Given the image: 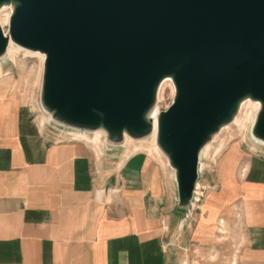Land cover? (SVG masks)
Masks as SVG:
<instances>
[{
    "label": "water",
    "instance_id": "water-1",
    "mask_svg": "<svg viewBox=\"0 0 264 264\" xmlns=\"http://www.w3.org/2000/svg\"><path fill=\"white\" fill-rule=\"evenodd\" d=\"M0 58L8 41L44 55L40 102L56 124L103 129L113 146L152 134L147 114L162 80L173 99L157 113L178 205L188 210L202 147L241 103H259L251 138L264 144V0H0Z\"/></svg>",
    "mask_w": 264,
    "mask_h": 264
},
{
    "label": "crops",
    "instance_id": "crops-1",
    "mask_svg": "<svg viewBox=\"0 0 264 264\" xmlns=\"http://www.w3.org/2000/svg\"><path fill=\"white\" fill-rule=\"evenodd\" d=\"M51 135L0 93V264H264L262 152L200 156L193 214L155 152Z\"/></svg>",
    "mask_w": 264,
    "mask_h": 264
},
{
    "label": "rangeland",
    "instance_id": "rangeland-1",
    "mask_svg": "<svg viewBox=\"0 0 264 264\" xmlns=\"http://www.w3.org/2000/svg\"><path fill=\"white\" fill-rule=\"evenodd\" d=\"M7 12H9L8 8L1 9L0 17H4ZM5 30L6 25H4V31ZM41 81L42 63L38 57L30 55L27 56L22 51H20L14 56L13 59L6 57L5 55L0 58V93H3L6 98L13 99L16 104L22 108L24 114L28 115V119L36 125V128H38L43 133L50 135L51 133L56 134L57 136L65 137L70 141H82L98 151L101 147H99L98 142L94 141L93 134L95 131L88 133L73 128H66L56 124L51 118L48 120H42V118L48 117L49 115L43 110L40 102ZM172 99L173 93L169 83L167 82V84H164V86L161 88L159 98L155 105L157 113L166 110L171 104ZM41 120L42 122H40ZM248 123L249 122L247 121V123H243V126H238L231 122L224 127L225 129L221 134L218 133L219 137L217 140H212L210 142V150H208L204 157L201 154L203 165V170L201 173L202 177L207 170L210 171L211 174H215L216 165L221 155L226 151V149L234 145H238L241 148L246 149H257L263 153L261 155L264 157V144L261 145L254 142L255 140L251 138L252 124ZM78 133H83L85 138L82 136H77L76 134ZM151 135L152 134L145 138L135 139L131 143H126L125 141L122 144V149H124L127 155L134 151L142 150L152 152L153 150L150 146L152 144L153 137ZM222 137L223 139H220ZM101 138L102 141H104V135L101 136ZM221 140L223 142H221ZM216 151L219 152L217 154L213 153ZM161 155L160 157L163 163H165ZM170 172L172 173L171 170ZM212 189H216V185L214 183H212L210 187H204L202 185L197 186L195 200H192V203L186 212H191L193 214L196 213L199 210L198 206L203 201L207 191Z\"/></svg>",
    "mask_w": 264,
    "mask_h": 264
},
{
    "label": "bare ground",
    "instance_id": "bare-ground-1",
    "mask_svg": "<svg viewBox=\"0 0 264 264\" xmlns=\"http://www.w3.org/2000/svg\"><path fill=\"white\" fill-rule=\"evenodd\" d=\"M5 8H9L10 10L12 9V6L11 5H4L1 7V9H5ZM0 9V10H1ZM9 14L10 12H7V14L4 15V17H0V25L2 27V29H4V25H7L8 24V18H9ZM22 51L24 54H26L27 56L30 55V56H35V57H38L40 62L43 64V61H44V55L39 53V52H33V51H29V50H26V49H23L17 45H14L10 40L8 41V45H7V48H6V51L4 53V55L6 57H10L11 59L14 58V56L18 53ZM3 55V56H4ZM25 56V55H24ZM13 61V60H12ZM167 82L169 83L170 85V88H171V91L172 93L174 94V88H173V85L171 83V80L169 78H165L164 80H162L161 84L159 85L158 87V90H157V94H156V100H155V105L157 103V100L159 98V94H160V90L161 88L164 86V84H167ZM259 103L256 102V101H250V100H246L244 101L243 103H241L238 111L236 112V114L233 116L231 122H233L234 125H238V126H243V123L247 121L250 123V124H253L254 121H255V118H256V114L259 110ZM157 110H156V106H154L150 111L149 113L147 114V119L148 121L150 122L151 126H152V144H151V149L153 150V152H155L158 156L161 155V152L159 151L157 145H156V130H157ZM50 119V115L48 117H45V118H42V120H48ZM40 120V119H39ZM42 120L40 122H42ZM248 123V124H249ZM42 124V123H40ZM48 127V126H47ZM225 127V126H224ZM224 127H222L216 134L212 135L210 140L202 147L201 149V154L202 156L204 157V155L208 152V150H210V142L212 140H217L218 139V133H222L224 131ZM239 128V127H238ZM51 130V129H50ZM59 135V134H58ZM77 136H82L85 138V135L83 133H78L76 134ZM103 135H106V132L103 130V129H97L93 136H94V141L98 142V145L99 147H102L103 145V141H102V138L101 136ZM229 137V136H228ZM93 138V137H92ZM124 139L126 141V143H131L133 140L126 136L124 134ZM220 139H223L220 138ZM219 139V141H220ZM228 139V138H227ZM77 140V139H76ZM92 141V140H90ZM225 141V140H224ZM227 141V140H226ZM221 142H223L221 140ZM93 143V142H92ZM91 143V144H92ZM218 143V142H217ZM216 143V144H217ZM220 145V144H219ZM95 147V146H94ZM254 147V146H253ZM217 148V147H216ZM219 148V147H218ZM135 150V148H134ZM219 151H216V152H213L215 154H217ZM150 153V152H149ZM154 153V154H155ZM155 154V155H156ZM162 158L165 160L166 163H168V160L166 157H163V155H161Z\"/></svg>",
    "mask_w": 264,
    "mask_h": 264
},
{
    "label": "built area",
    "instance_id": "built-area-1",
    "mask_svg": "<svg viewBox=\"0 0 264 264\" xmlns=\"http://www.w3.org/2000/svg\"><path fill=\"white\" fill-rule=\"evenodd\" d=\"M63 134V133H62ZM64 135H67V134H64ZM196 192H197V186H196V188H195V190H194V194H193V201L195 200V195H196Z\"/></svg>",
    "mask_w": 264,
    "mask_h": 264
}]
</instances>
